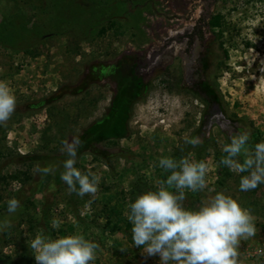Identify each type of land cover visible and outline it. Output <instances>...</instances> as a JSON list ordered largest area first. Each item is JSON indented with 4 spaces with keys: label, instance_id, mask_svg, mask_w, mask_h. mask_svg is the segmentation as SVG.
I'll return each mask as SVG.
<instances>
[{
    "label": "rangeland",
    "instance_id": "obj_1",
    "mask_svg": "<svg viewBox=\"0 0 264 264\" xmlns=\"http://www.w3.org/2000/svg\"><path fill=\"white\" fill-rule=\"evenodd\" d=\"M190 1L0 0V80L17 97L0 125V221L12 224L0 231V264H36L29 244L37 233H82L100 245L91 264H160L134 244L129 209L117 200L154 190L148 172L161 170L164 181L171 173L159 160L185 156L209 166L207 188L186 190V206L220 191L238 199L257 229L241 239L238 264H264V184L240 191L247 173L220 163L234 133L249 132V147L264 141V0H213L218 24L200 37L195 65L170 53L155 60L168 33L198 10ZM73 135L83 141L76 165L101 177L95 197L70 195L60 179L61 141ZM186 136L203 143L187 145ZM128 158L142 164L129 184L105 166L122 172ZM47 165L55 175L35 171ZM11 198L21 207L9 214Z\"/></svg>",
    "mask_w": 264,
    "mask_h": 264
},
{
    "label": "clouds",
    "instance_id": "obj_2",
    "mask_svg": "<svg viewBox=\"0 0 264 264\" xmlns=\"http://www.w3.org/2000/svg\"><path fill=\"white\" fill-rule=\"evenodd\" d=\"M16 107V95L6 81L0 80V125H6ZM249 140L247 131L234 133L230 143L222 148L226 155L220 163L238 175L247 173L240 176V191L264 184V141L249 147ZM184 142L193 147L203 143L198 136H186ZM61 145L67 158L63 161L60 179L67 185L69 194L95 197L101 177L91 169L83 172L76 167L83 141L79 135H73L61 141ZM159 167L171 174L157 182L154 190L143 192L128 205L126 215L132 225L134 244L143 246L148 256L158 255L160 264H238L241 239L253 237L257 232L252 210L224 191L202 200L195 209L186 206V190L202 192L208 186L209 166L203 160L186 156L179 160L161 158ZM35 171L41 176L55 175L57 168L38 166ZM7 203L9 214L21 207L16 198ZM11 227L7 218L0 221V231ZM29 247L36 264H91L100 245L82 233L56 239L37 233Z\"/></svg>",
    "mask_w": 264,
    "mask_h": 264
},
{
    "label": "flooded vegetation",
    "instance_id": "obj_3",
    "mask_svg": "<svg viewBox=\"0 0 264 264\" xmlns=\"http://www.w3.org/2000/svg\"><path fill=\"white\" fill-rule=\"evenodd\" d=\"M191 1L195 4V6H199L198 10L196 12L191 10L187 19L182 17L184 25L178 30H172L168 33V36L164 38L160 47H158L153 55L155 60H157L158 57L164 53H170L171 56H184L191 68L192 64L195 65V60L194 62H191V59H195L198 54H201L200 52L202 50H205L200 45V37H202L204 30L207 28L209 20L211 19L208 11V5L213 0ZM175 19L178 20V18ZM185 20H187V22Z\"/></svg>",
    "mask_w": 264,
    "mask_h": 264
},
{
    "label": "crops",
    "instance_id": "obj_4",
    "mask_svg": "<svg viewBox=\"0 0 264 264\" xmlns=\"http://www.w3.org/2000/svg\"><path fill=\"white\" fill-rule=\"evenodd\" d=\"M105 166L107 167L106 169H109V172L111 173V175L113 177H117V178L119 177L120 180H123V179H126V175L129 176L132 173H134V175H135V173L139 170V168L142 166V164L140 162L137 163L134 159L132 160V159L128 158V159H126V163L123 165L124 170L122 172H121V170H117V169H116V171L113 170L114 167L111 169L110 166H107V165H105ZM145 168L150 169V166L145 167ZM160 172H161V170H157V171L151 170V173L148 172L150 174V177H152V180H150L149 182L153 183L154 185L157 184V181L159 179L160 180L162 179V176L160 174H158ZM131 179H132L131 176H129V178H128L129 181H127V184L130 183ZM105 193H108V192H105ZM111 198L104 196L105 200H103V201L104 202H106V201L111 202V201L115 200V199L113 200V198L112 199ZM117 201L121 202V207H126V206L128 207V204H129L128 196L127 197L123 196L120 199H118ZM115 202H116V200H115Z\"/></svg>",
    "mask_w": 264,
    "mask_h": 264
},
{
    "label": "trees",
    "instance_id": "obj_5",
    "mask_svg": "<svg viewBox=\"0 0 264 264\" xmlns=\"http://www.w3.org/2000/svg\"><path fill=\"white\" fill-rule=\"evenodd\" d=\"M217 24H218V17H213V18H211V19L209 20V25H210V26H216ZM207 78H209L210 81L213 80V76H211V74L208 75V73H207ZM198 99H199L201 102H203V103L206 102V100H205L204 98L199 97ZM76 167L78 168L77 165H76ZM82 171L84 172V169H82ZM27 199H28V197H27ZM28 201H29V200H28ZM106 222H107V221H106ZM109 223H110V222H107V225H108ZM130 226H131V224H130V222L127 220V221L125 222V227L128 228V227H130ZM116 228L118 229V228H120V227H117L116 225H113V224H112V226H110V230H111V231H114Z\"/></svg>",
    "mask_w": 264,
    "mask_h": 264
}]
</instances>
